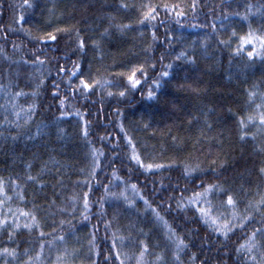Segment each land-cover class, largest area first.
Segmentation results:
<instances>
[{
    "label": "trees",
    "instance_id": "obj_1",
    "mask_svg": "<svg viewBox=\"0 0 264 264\" xmlns=\"http://www.w3.org/2000/svg\"><path fill=\"white\" fill-rule=\"evenodd\" d=\"M29 3L32 7H21L23 0H0V24L9 26L7 38L0 34L3 49L0 85L5 89L0 91V105L18 91L29 93L16 98L20 108L36 105L31 119L18 122L20 127L0 124V177L9 181L18 176H38L42 165H47L49 171L39 176L44 187L39 181L20 180L27 202L13 199L0 207L2 216L9 208L32 209L35 204L41 221V228L15 230L12 240L8 239L7 230L0 229V248L18 247L20 253L16 260L8 257L7 264H25L28 256L40 250L39 232L48 233L46 241L53 240L52 229H56L55 236L65 234L66 239L51 250L44 249L43 264H55L56 256L65 249L75 252L74 258L69 257L64 264H89L93 233L95 244L103 249L104 255L111 251L109 243L113 236H123L133 242L148 243L152 254L146 259L154 260L155 254H163L167 264H173L175 246L169 240V228L189 244L187 254L180 257L181 264L202 261L234 264L237 259L243 264V256H238L234 249L246 238L244 234L258 225L250 224L225 239L196 219L193 206L179 207L198 190L192 177L183 174L180 162L199 165L205 174L198 179L207 183L219 181L230 188L243 201L240 210L249 198L259 199V193L264 192V174L259 172L264 167V137L241 140L236 123L238 116L244 114L246 89L264 81V60L256 57L250 63L246 53L231 55L239 37L250 26L257 31L264 29V0H29ZM122 3L129 7H120ZM148 4L175 7L170 11L158 7L157 19L141 24L142 14L147 10L142 5ZM179 12L184 15L178 17ZM21 13L23 22L18 19ZM220 17L227 18V30L221 28ZM114 25L129 27L120 31ZM55 29L68 31L56 33L57 42H30L33 37ZM73 29H79V35L88 38L83 51L77 48ZM233 30L238 35L233 36ZM93 40L99 42V48L93 47ZM221 40L228 41V45L220 44ZM33 50L45 60L40 73L26 63L35 58ZM181 51L194 56L195 63L175 61ZM74 62L81 68L69 87L68 76ZM145 62L155 63V70L149 67V76L138 75L141 84L130 88L122 73L127 74L132 66ZM169 63L173 64L170 77L156 88L152 80L161 71H169L166 68ZM59 65L68 71L58 74ZM79 75L89 83L93 79L102 83L87 93L76 90ZM40 79L44 82L37 88ZM53 80L60 85L56 95L51 87ZM126 87L129 88L126 94L119 95ZM150 87L157 92L156 97H148ZM261 88L264 90V85ZM33 91L36 96L30 94ZM61 97L67 98L63 105ZM61 112L71 115L61 116ZM5 115L9 120L15 118L0 107V121ZM206 116L211 129L205 126ZM201 133L206 139L201 138ZM126 134L132 138L144 164L165 167L146 169L131 159L132 145ZM173 160L177 163L170 164ZM211 169H216L218 175ZM116 176L122 179H115ZM14 191L11 189L9 195ZM85 192L91 204L88 212L83 208ZM121 192L127 199L119 196ZM110 193H116L117 197ZM72 196L77 197L74 212L69 209ZM219 199L213 197L214 201ZM128 200L134 203L130 205ZM157 212L163 219L157 217ZM83 216L89 219L84 220ZM61 220L71 224L61 226ZM105 220H110L111 225H105ZM19 222L28 221L21 217ZM69 231L72 235H67ZM24 249H30L27 255L23 254ZM120 250L130 254L139 251L131 246ZM193 254L195 259H191ZM92 258L102 264L103 256ZM0 264H5L4 259L0 258Z\"/></svg>",
    "mask_w": 264,
    "mask_h": 264
},
{
    "label": "snow or ice",
    "instance_id": "obj_2",
    "mask_svg": "<svg viewBox=\"0 0 264 264\" xmlns=\"http://www.w3.org/2000/svg\"><path fill=\"white\" fill-rule=\"evenodd\" d=\"M32 7L29 3V0H23V5L21 7ZM120 7L127 9L129 7L128 4L122 3ZM142 7H146L147 10L143 12L140 23L146 24L150 23L157 19L159 13L157 11L158 7H163L166 11H170L171 8L175 6H169L168 4L163 5H142ZM194 7V6H193ZM251 5H249V9H251ZM183 12L177 13V16H183ZM20 22L24 21V15L21 13L18 17ZM220 21V26L222 29L227 30L225 27L226 17L218 18ZM120 31L125 30L129 27V25H114ZM212 27L215 28V21L212 24ZM68 29H55L54 32L46 33L43 36L33 37V40L30 42H39L44 43L46 41L57 42L58 35L56 33L67 32ZM76 32L77 39V48L83 51L87 45L86 40L87 37H82L79 35V29H73ZM105 34L108 29H105ZM0 34L7 38L9 34V26L0 24ZM233 36L238 35L234 30L232 33ZM153 38L155 39V31H153ZM228 41L221 40L220 44L228 45ZM92 45L94 48H99L100 44L98 41L93 40ZM16 47V45H13ZM250 49V50H249ZM3 49H0L2 52ZM35 51L33 50L35 58L31 61H26L29 65L36 68V71L40 73V69L43 67L45 60H42L40 56L35 55ZM246 53L248 60L250 63L254 62L256 57L264 60V29L259 31L249 27L248 32L239 37L238 46L232 49L231 55L239 56ZM161 60L164 59L163 56L160 57ZM186 60L190 63H195V57L189 56L186 51L179 52L175 57V61ZM151 68L153 71L156 68V64L152 63L148 65L145 63H140L138 65H134L130 68L129 73L123 74L126 75L128 85L130 88L134 89L137 85L141 84V79L137 78L138 75L140 77L147 78L149 76L148 68ZM81 68L79 63H75L73 65V69L71 71V75L68 76L69 79V87H71V79L73 76L77 75L78 70ZM166 68L169 71H161L157 74V78L152 80V84L156 86V88H160L162 83L164 82V78L170 77V70L173 68V64L169 63L166 65ZM68 70L63 66H58V74L66 73ZM42 75V73H41ZM43 79H40V83L37 84V88L41 84H43ZM102 81L99 79H93L91 83H89L83 75H79V83L75 85L76 90H81L85 93L90 90H94L95 87H99ZM107 84V81L103 82ZM261 85H264V81L258 82L257 84L252 85L251 87L246 89L247 98H246V106L243 115L238 116L237 124L239 130V138L241 140L250 138L255 141L257 136L264 137V90H262ZM53 94H59L60 85L56 83L55 80L52 82ZM4 86L0 85V91H4ZM129 90L128 87L121 90L119 95L123 96ZM32 96H36L37 93L33 91L30 93ZM29 93L24 92H15L6 97V101L0 107L4 108L6 113L10 112L15 118L13 120H9L8 116L5 115L3 120L0 121V124L7 125L9 123L16 124L17 127H20L19 121L24 119L25 122L31 119V113L33 109L36 108L35 104L27 105V108H20L17 104L18 97L27 96ZM111 95V93H109ZM148 97L153 98L157 96V92L151 90L147 92ZM66 97H61L60 104L63 105L66 101ZM119 111V110H117ZM21 113H24L22 117ZM61 116L71 115V113L61 112ZM79 115V113H77ZM205 126L211 129V124L208 123L207 116L205 117ZM148 125H145L147 127ZM121 130H123V125L120 126ZM253 129V131H249V129ZM39 133V128L37 129ZM85 134H87V130L85 129ZM15 139V137H13ZM126 138L129 141V144L132 145V156L131 159L137 161L138 164L143 166L146 169H160L165 167L164 164H153L148 163L144 164V161L141 159L140 154L136 151V145L132 142V138L127 136ZM201 138L206 139L204 134L201 133ZM173 141L177 140V137H172ZM264 150V149H262ZM211 154V153H209ZM170 164H176L177 161L173 160L169 162ZM183 166V174L186 177H192V182L194 186L198 189L192 192V194L187 198V202L182 203L179 207H187L188 205L193 206L196 219L202 223V225L210 228L214 233H219L225 239L229 238L231 235H235L236 231L239 229H247L250 224L255 223L258 225L250 230V232H246L245 239L242 242H239L234 251L238 254V256H243V264H264V192L259 193V199H251L247 200L245 207L243 210L239 209V204L243 201L240 199L238 195H236L230 188L224 187L220 184L219 181H214L212 183H207L203 179H198V177L203 176L205 173L202 169H200L199 165L190 166L189 164H184L180 162ZM211 163H215L212 161ZM96 167H99V164H96ZM47 165L41 166V172L38 176L32 175H24L18 176L15 180L5 181L3 177H0V207L5 206L6 203H10L13 199H19L21 202H27L26 197L23 195V191L21 190L22 186L20 184V180H24L25 182H37L39 181L40 186L44 187V181L39 179L40 175L48 174ZM213 174L218 175L216 173V169H211ZM260 174H264V167L259 169ZM95 174L93 170V175ZM115 179L121 180L122 178L116 176ZM62 185V181L59 182ZM135 188V185H132ZM107 189V186H105ZM11 189H15L12 195H9V191ZM187 190V189H185ZM112 197H117L116 193H110ZM119 196L127 199L124 192H121ZM213 197H221L218 201H214ZM71 205L69 209L71 211H75L77 197H71ZM128 204H133L134 202L131 200L127 201ZM147 203V201H146ZM91 207L90 201L88 199V193H83V208L85 212H88ZM169 208L171 205L168 206ZM69 209H64L63 211H69ZM38 206L33 204L32 209H21L17 208L13 211L11 208L8 209V212L0 216V229H5L8 232V239L12 240L14 237L15 230L27 229L32 231L37 228H41V221L37 216ZM154 211H156L154 209ZM23 217L27 223L21 224L20 218ZM157 217L159 219H163L159 217V213L157 212ZM259 217V218H257ZM84 220L89 219L88 216H83ZM105 225L110 226L111 221L105 220ZM71 224V221H60L61 226H68ZM56 229H52L53 240H45V237L48 233L43 232L42 230L39 232L37 239L39 240V251L35 252L34 256H28L27 262L25 264H43L44 260V249L48 247L50 250L55 246L56 243H62L66 239L65 234H61L59 236H55ZM170 236L169 240L175 246V251L172 252L173 264H181L180 257L182 254L186 255V249L189 247V244L185 241L183 236L177 235L174 229L169 228ZM67 235H72V232L69 231ZM260 237V239H257ZM95 233H93V239L89 241V264H101L99 259H93V255L99 258L103 256L102 264H109V261H113L114 264H167L165 259V255L163 254H155L154 260L146 259L147 255L152 254V249L150 245L145 241H135L133 242L130 237H119L115 238V235L111 239L109 243V248L111 251H108L106 255H104L103 249L95 244ZM131 246L135 249H138V254H130L128 251H121V248H125ZM156 247H159L157 244ZM167 248V246H166ZM30 249H24L23 254L27 255ZM74 252H69L67 249L64 250L63 253H58L56 256L55 264H64V262L69 258H74ZM225 254H227V249H225ZM20 255L17 248H8L3 247L0 248V258L4 259L5 264H7V258L12 257L14 260L18 259ZM195 254L191 257V259H195ZM201 264H206V261H202ZM234 264H241V261L237 259L234 261Z\"/></svg>",
    "mask_w": 264,
    "mask_h": 264
}]
</instances>
